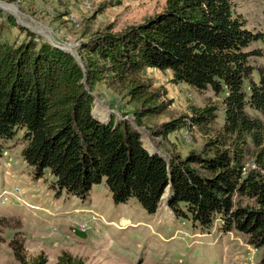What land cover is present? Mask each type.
Listing matches in <instances>:
<instances>
[{"label": "trees", "instance_id": "trees-1", "mask_svg": "<svg viewBox=\"0 0 264 264\" xmlns=\"http://www.w3.org/2000/svg\"><path fill=\"white\" fill-rule=\"evenodd\" d=\"M1 20L0 12V158L3 143L21 132V160L34 180L48 171L55 196L64 191L85 201L103 180L114 205L134 198L148 215L167 187L176 219L200 231L217 223L219 233L241 234L264 261V73L258 69L252 79L250 58L259 55L245 51L260 35L245 30L231 0H164L139 24L89 36L79 47L83 73L73 57L28 31L9 44ZM143 69L167 70L172 84L223 94L221 126L199 149L169 152L168 168L144 150L131 122L108 119L100 108L96 119L81 83L84 77L89 92L97 84L116 90L133 104L135 126L147 129L140 121L166 105L141 80ZM189 112L158 124L152 135L164 139L188 127L204 133L216 118L215 107ZM11 251L17 264H46L41 254L27 260L20 247ZM54 264L84 262L62 252Z\"/></svg>", "mask_w": 264, "mask_h": 264}, {"label": "rangeland", "instance_id": "rangeland-1", "mask_svg": "<svg viewBox=\"0 0 264 264\" xmlns=\"http://www.w3.org/2000/svg\"><path fill=\"white\" fill-rule=\"evenodd\" d=\"M163 5L164 0H0L2 35L13 44L26 38L24 32L28 31L80 60V42L87 37L99 32L118 33L161 11ZM231 9L245 30L260 35L245 49L259 55L250 58L256 81L257 70L264 73V0H231ZM140 78L159 96L158 102L166 105L161 115L140 121L147 127L140 128L146 134V146H158L167 158L169 152L183 156L199 149L221 126L223 94L172 84L167 70L143 69ZM90 92L95 96L91 98L96 119L100 108L108 119L125 117L129 123L135 122L133 104L116 90L97 84ZM191 107L216 108L209 131L188 127L164 139L152 135L158 124L189 115ZM246 112L261 118L248 108ZM23 146L21 132H17L3 143L0 158V264H17L12 247H20L27 260L41 254L46 264H54L62 252L84 264H264L262 250L247 245L245 236L234 231L219 233L217 223L209 231H200L187 220L173 221L174 215L163 200L153 215L146 214L134 198L114 205L103 180L91 187L85 201L64 191L55 196L47 170L40 179L32 178L30 168L20 158Z\"/></svg>", "mask_w": 264, "mask_h": 264}, {"label": "water", "instance_id": "water-1", "mask_svg": "<svg viewBox=\"0 0 264 264\" xmlns=\"http://www.w3.org/2000/svg\"><path fill=\"white\" fill-rule=\"evenodd\" d=\"M0 9H1V6H0ZM56 47V46H55ZM57 49H59V47H56ZM70 54H71V56L75 59V61L78 63V65L81 67V70H82V73H83V71H84V67H83V65H82V62L78 59V57H76L75 55L73 56L72 55V52H70ZM81 83L83 84V86H84V89L87 91V89L85 88V80H84V77H82V80H81ZM87 93L91 96V97H93V93H91V92H88L87 91ZM91 114H93V110H91ZM120 121H127L128 122V119L127 118H120ZM129 123V122H128ZM130 124V123H129ZM132 127V126H131ZM143 147V146H142ZM144 148V147H143ZM144 150L149 154V155H155V156H158L159 158H161L164 162H165V164H166V168H168V158L167 157H165L162 153H161V151L160 150H158V149H156V150H154V151H149V150H146L145 148H144ZM167 190H168V188L166 187L165 189H164V191H163V193H162V195H161V197H160V199H159V203L161 202V200H164L165 202V207H166V209H167V211L169 210V197H167ZM159 203H158V205H159ZM158 207L159 206H157V209H158ZM156 209V210H157ZM168 214L170 215V213L168 212ZM172 216V215H171ZM172 218H173V221L176 219L174 216H172Z\"/></svg>", "mask_w": 264, "mask_h": 264}, {"label": "bare ground", "instance_id": "bare-ground-1", "mask_svg": "<svg viewBox=\"0 0 264 264\" xmlns=\"http://www.w3.org/2000/svg\"><path fill=\"white\" fill-rule=\"evenodd\" d=\"M93 97H95V96H93ZM132 124H133V126H134V128H136L143 136L144 135H146L144 132H143V130L142 129H140V128H137L136 126H135V124H134V122H131ZM145 137H149V136H145ZM148 147V146H147ZM155 148L154 149H152L151 147H148V149H149V151H154V150H156V149H158V146H154ZM164 201V200H163ZM165 202V201H164ZM164 205H165V203H164ZM163 206V205H162ZM161 207V206H160Z\"/></svg>", "mask_w": 264, "mask_h": 264}, {"label": "built area", "instance_id": "built-area-1", "mask_svg": "<svg viewBox=\"0 0 264 264\" xmlns=\"http://www.w3.org/2000/svg\"><path fill=\"white\" fill-rule=\"evenodd\" d=\"M186 132H187V131H183V132H182V134H183V137H187V136H186V134H185ZM5 194H6V193H5V192H3V195H5Z\"/></svg>", "mask_w": 264, "mask_h": 264}]
</instances>
